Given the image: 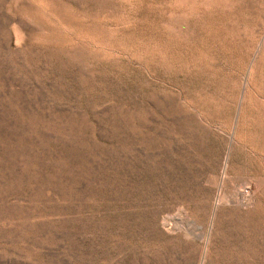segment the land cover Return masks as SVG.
Wrapping results in <instances>:
<instances>
[{"label":"rangeland","instance_id":"1","mask_svg":"<svg viewBox=\"0 0 264 264\" xmlns=\"http://www.w3.org/2000/svg\"><path fill=\"white\" fill-rule=\"evenodd\" d=\"M0 264H264V0H0Z\"/></svg>","mask_w":264,"mask_h":264}]
</instances>
